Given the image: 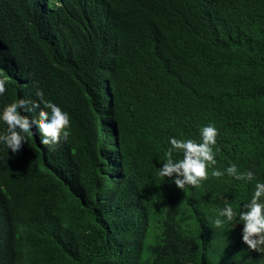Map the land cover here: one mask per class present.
<instances>
[{"label": "trees", "instance_id": "16d2710c", "mask_svg": "<svg viewBox=\"0 0 264 264\" xmlns=\"http://www.w3.org/2000/svg\"><path fill=\"white\" fill-rule=\"evenodd\" d=\"M0 79V112L42 91L70 117L54 150L0 143V264H264L238 220L264 183V0H0ZM209 124L208 179L160 177Z\"/></svg>", "mask_w": 264, "mask_h": 264}, {"label": "clouds", "instance_id": "9594fccd", "mask_svg": "<svg viewBox=\"0 0 264 264\" xmlns=\"http://www.w3.org/2000/svg\"><path fill=\"white\" fill-rule=\"evenodd\" d=\"M6 81L0 79V95L6 91ZM39 102L19 99L10 103L0 112V121L7 126V132L0 134V143L11 149L12 153H17L21 149L22 143L26 141V134L30 133L33 126L40 133V143L54 150V146L61 140H67L70 136V117L56 104L44 99L42 91L37 92ZM39 109L38 119H30L23 112H33ZM217 129L209 124L200 130L201 142L188 139L170 140L171 147L168 149L166 161L159 168L158 175L162 178H169L177 188L185 190L186 186L199 187L201 182L208 179V168L215 165V153L213 147L216 145ZM216 151H219L217 149ZM173 152L182 153V159L173 160ZM226 173L236 180L252 181L254 174L249 171L239 173L233 164L228 167ZM225 173L213 169V177H221ZM264 183H256L255 191L249 202L243 205V210L239 213V223L242 228V242L247 246L248 251H264ZM237 214L231 205L225 206L219 211L218 217L213 221L216 228H222L226 223L232 222ZM221 217L225 219H221Z\"/></svg>", "mask_w": 264, "mask_h": 264}]
</instances>
